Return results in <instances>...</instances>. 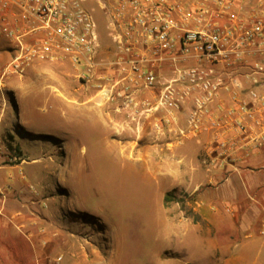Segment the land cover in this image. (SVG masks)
<instances>
[{
    "label": "rangeland",
    "instance_id": "374dc122",
    "mask_svg": "<svg viewBox=\"0 0 264 264\" xmlns=\"http://www.w3.org/2000/svg\"><path fill=\"white\" fill-rule=\"evenodd\" d=\"M85 5L101 35L98 73L83 80L69 62L51 65L66 77L65 84L78 97L77 105L67 109L56 103L61 88L54 90L42 77L25 85L28 97L41 96L36 105L31 101L23 104L19 95L15 104L0 88V100L7 105L0 138L11 151V159L3 163L6 168L0 169V180L12 172L15 180L5 179L8 184L18 183L35 199L31 207L37 212L38 219L32 221L36 230H67L86 234L93 243L107 241L109 250L102 252L107 260L98 264H264V250L259 245L246 252H231L235 240L258 242L261 237L248 240L243 234L231 236L230 204L223 208L227 224L223 236H216L213 226L204 221L201 212L206 205L202 201L205 195L214 196L216 186L204 183L195 187L205 182L198 179L197 184L190 183V189L164 188L163 169L142 153L158 148L128 128V113L113 110L110 128L100 122L93 108V91H97V84L114 85L120 78L107 69L113 60L108 15L95 2ZM12 46L14 43L0 33V70L12 60ZM112 102L121 103L120 99ZM202 152L201 138L176 150V155L186 157L183 167L189 175L200 172V163L191 159ZM14 165L15 169L8 168ZM229 175L224 173L223 178ZM166 194H170L168 202ZM3 195L0 185V197ZM81 249L52 252L46 262L75 264Z\"/></svg>",
    "mask_w": 264,
    "mask_h": 264
},
{
    "label": "built area",
    "instance_id": "2783aa9c",
    "mask_svg": "<svg viewBox=\"0 0 264 264\" xmlns=\"http://www.w3.org/2000/svg\"><path fill=\"white\" fill-rule=\"evenodd\" d=\"M88 2L108 15L107 69L120 78L97 91L106 101L120 99L128 121L154 109L173 117L192 98L182 136L216 132L227 162L261 130L264 0H0V33L15 45L0 88L37 63L69 62L83 80L97 75L101 35ZM144 91L154 104L141 99ZM6 106L0 100V124ZM9 155L0 138V169Z\"/></svg>",
    "mask_w": 264,
    "mask_h": 264
},
{
    "label": "crops",
    "instance_id": "0c3cea01",
    "mask_svg": "<svg viewBox=\"0 0 264 264\" xmlns=\"http://www.w3.org/2000/svg\"><path fill=\"white\" fill-rule=\"evenodd\" d=\"M9 50L13 56L15 45ZM7 65L0 70V74ZM51 65L53 64L31 65L23 76L7 78L6 87L2 90H6L12 96L15 104H17L16 96L19 95L23 104L27 105L31 101L36 105L40 103L41 96L36 97L33 94L32 98L28 97L25 85H30L34 81L39 82L42 77L55 87L54 90L61 88L62 91L57 92L56 103L65 109L77 105L78 97H75L70 92L69 86L65 84L66 77L58 74L56 68H52ZM45 74L49 75L45 78ZM140 97L152 99L151 103L154 104L152 92H141ZM92 102L105 128H110L113 110H118L119 114L128 112L121 103L113 104L111 101H106L100 91H93ZM192 108L193 99L190 98L179 111L174 112L173 117L165 111L154 109L139 117L134 123L129 120L128 128L135 131L140 139L153 141L152 145L158 148L157 151L144 150L142 153L144 157L152 158V162L158 165L159 169H163L164 188L178 189L183 186L185 189H190V183L192 181L196 183L198 179H204L205 182L196 183L195 187H200L204 183L216 186L213 197L208 198L204 194L205 202L202 203L206 206L201 212L204 221H208L213 226L216 236L224 235L227 224H225L223 208L225 204H230L228 211L231 212L234 225L231 236L235 238L243 234L248 240L253 239L255 235L261 237L258 242L235 240L231 247L232 253L246 252L258 245L264 250L262 233L264 232V115L261 117L263 123L261 130L256 131L253 138H247L249 140L247 145L239 144L234 147L232 160L227 162L223 156L225 147L218 142L216 132L205 131L198 136H182V132L187 129V117ZM213 109L217 113L220 111L217 104ZM198 138L202 139L203 152L191 161L200 163V172L198 174L190 172L189 175V171L183 167L187 164L186 157L176 155V150L186 142ZM213 146L216 147L213 149ZM8 168L15 169L16 166ZM224 173L230 175L223 178ZM5 179L14 181L15 177L11 172ZM5 179L2 177L0 180V185L4 188V195L0 197V264H47L48 254L56 251L73 252L74 247L79 246L82 248V255L75 264H98L107 260V256L102 253L104 249L109 250L107 241L101 244L93 243L87 239L86 234L67 230L54 233L36 230V225H32V221L38 219L36 210L32 208L35 204L32 200L35 199L18 183L11 182L10 185ZM22 179L25 180L24 175ZM225 199H230V202Z\"/></svg>",
    "mask_w": 264,
    "mask_h": 264
},
{
    "label": "trees",
    "instance_id": "16d2710c",
    "mask_svg": "<svg viewBox=\"0 0 264 264\" xmlns=\"http://www.w3.org/2000/svg\"><path fill=\"white\" fill-rule=\"evenodd\" d=\"M170 194H166V196H165V201L166 202H168L169 200H170ZM185 211H186V208H183ZM187 215L189 216V217H191L192 216V213L191 212H187Z\"/></svg>",
    "mask_w": 264,
    "mask_h": 264
}]
</instances>
